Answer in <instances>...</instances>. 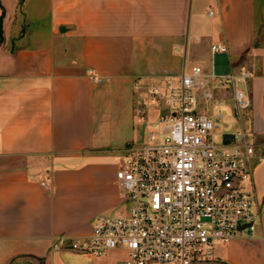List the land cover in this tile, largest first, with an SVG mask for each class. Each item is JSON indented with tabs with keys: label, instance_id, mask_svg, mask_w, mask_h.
Returning <instances> with one entry per match:
<instances>
[{
	"label": "crops",
	"instance_id": "obj_1",
	"mask_svg": "<svg viewBox=\"0 0 264 264\" xmlns=\"http://www.w3.org/2000/svg\"><path fill=\"white\" fill-rule=\"evenodd\" d=\"M194 66L251 73L238 84L250 107L233 112L240 130L264 137V0H0V264H123L125 252L92 257L70 245L121 205L116 173L154 115L137 88ZM229 87L220 84L223 103ZM259 157L260 221L219 247L224 264H264Z\"/></svg>",
	"mask_w": 264,
	"mask_h": 264
},
{
	"label": "built area",
	"instance_id": "obj_2",
	"mask_svg": "<svg viewBox=\"0 0 264 264\" xmlns=\"http://www.w3.org/2000/svg\"><path fill=\"white\" fill-rule=\"evenodd\" d=\"M250 77H217L194 66L155 85L162 111L116 173L120 207L97 216L92 234L70 249L92 257L122 251L123 264H214L218 247L253 236L260 221L254 163L261 157L245 129L229 132L225 114L209 111L223 104L216 95L225 83L240 116L250 102L238 84Z\"/></svg>",
	"mask_w": 264,
	"mask_h": 264
},
{
	"label": "rangeland",
	"instance_id": "obj_3",
	"mask_svg": "<svg viewBox=\"0 0 264 264\" xmlns=\"http://www.w3.org/2000/svg\"><path fill=\"white\" fill-rule=\"evenodd\" d=\"M154 86L151 85H142L139 88H137L139 91L138 93H140L141 95L144 94L145 95V100L141 99V101H143V105L144 107H146L147 105H150L151 110L153 112V116H151V128L155 127V123L157 122V118L159 113L162 111V104L159 102H156L154 96L152 95L151 91L153 89ZM148 100L150 101V103L148 104ZM209 111H214V112H223L225 114V123L228 124V131H235V130H240V124L234 114V103L233 102H227L225 101L222 105L218 104L216 107L215 106H210L209 107ZM148 111L143 112V116L142 117H147ZM151 130V129H150ZM149 130V131H150ZM254 143H255V150L257 152L258 155H263L264 156V137H259L256 139H253ZM223 250L220 249L219 247L215 250V254L218 255L222 252ZM214 264H224L222 263L220 260H217Z\"/></svg>",
	"mask_w": 264,
	"mask_h": 264
}]
</instances>
